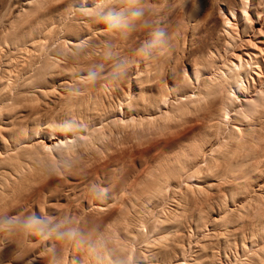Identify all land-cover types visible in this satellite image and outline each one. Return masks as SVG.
I'll return each mask as SVG.
<instances>
[{"label": "rangeland", "instance_id": "1", "mask_svg": "<svg viewBox=\"0 0 264 264\" xmlns=\"http://www.w3.org/2000/svg\"><path fill=\"white\" fill-rule=\"evenodd\" d=\"M48 1L49 0H47L46 5L45 0H0V51L5 50V52L3 53L1 51L2 55L4 53L8 55V53H11V51H13V46L7 42V36L9 35L7 33L12 32L13 29H17L20 34L24 31H29L30 27L33 26V30L31 29L29 33H25L24 42L16 47L15 50L19 48L20 50L23 49L24 51V48H28L27 45L33 44V42H37V44L35 43L36 45L33 44V46H36L34 47L35 49L33 48V51L36 50L37 52L34 51V53L32 51L34 54L31 53L33 56L31 55L32 57L28 59V62L26 60V63L22 58L20 59V57L11 61H17L19 63V59L20 62L22 60L26 65L25 66L24 64L19 63L23 65V68H27L31 63V65L33 66V70L39 66L46 67L47 70L45 73V81H38V84H34L33 88H28V93L24 94L26 98L21 101L16 107H20L19 109H22L20 110V112L19 110H16L15 113L11 114L10 112H7L5 110L1 111L4 115L1 114L0 116V118L2 119H0V121H3V123L0 122V127L5 128L7 126L5 128L7 130V133L5 132L6 130L0 129L1 131H3L0 132V134L2 133L0 141L2 139L5 140V136L10 133L9 131H11V128L13 126H19L20 121V126L24 127L27 125L25 127L27 135L21 143L19 142L20 145L17 144L19 146L18 148H15V152L13 150H9L8 152L7 150V152L3 154L4 151L1 153L0 150V174H2L3 171L13 172L12 169H14V167L18 168V171L20 172H18V178L14 175V173H11V178L7 176L8 174H4L6 175V177H8L6 178V185H4L3 180L0 179V182L2 183V185H0V264H131L132 262V264H193L191 260H193V256L195 254L202 256H198V258L200 257V259H197L196 261H199L198 264H254V262H256V259L258 258H260L258 259L259 262L257 261L258 264H264V255H262L264 254V239L261 240L262 242L260 241L256 242V244H250L249 241L252 240L246 238L245 236L248 234L247 230L245 229H248L247 227H249V225L251 226L250 222H247L248 219V221H250L249 217L252 213L249 211H251L253 208L258 207L260 213L262 214V216H264V193H262L264 192V161L260 162L263 163L262 165L259 164V167H261V169L258 168L259 170L256 171L257 173H255V180L251 179L252 181L249 180L247 182V184L249 183L251 186L250 189L246 188L243 182H240V184L237 181L238 184L235 185L236 180H234L232 177H225L229 182L226 181V179L219 174L220 172L214 173V171H218L216 165L220 162H216L214 158H212V155L209 153V151L203 152L202 156L201 146L198 145V140L204 137L203 124L199 120H196L195 116L189 111L191 104H193L192 101L197 98L196 94L202 87L200 82L203 78L207 80L209 78L208 81H211L215 78V74L220 70L226 72L228 68H233V66H235L236 64V66H238L239 63V66H244V68L241 70L242 76L240 75V79L241 81H243V84H245L244 81L247 78V83H249L250 89L247 93V96L244 93L241 95L237 93L238 90L236 88L231 89L232 92H234V90L236 92L233 93V97L236 95V100H240L238 102L234 99V106L237 107L241 104H244L243 102H241L243 96L250 99L258 97V95L256 94V90L253 91L251 89V84L253 82V84L256 85L264 81V0H217V2H215L216 0H195L196 2H194V6L192 3L194 0H104V2L103 0H66L67 2L65 0H59L60 2H56V0H54V2L52 1L53 4H51V0L49 2ZM189 2L191 3L189 4ZM42 3L43 7L41 6ZM61 3H63V5H59ZM48 4L51 5V7ZM191 4L193 7L191 6ZM45 5L50 10L48 8L47 10ZM41 7L43 8L44 14L42 13V11V14H39ZM38 8H40V10ZM137 9L142 12V15L139 18H132L129 16L126 20L127 26L111 28L104 22V20H102L103 17L101 18L102 13H107L111 10L117 12L124 11L126 16H128V13ZM44 10L46 12H44ZM85 10H87L88 14H90L91 16L87 15V12ZM35 12H38V18L37 15L34 14ZM84 12L86 15H83L86 17L82 15V13ZM232 12H235L234 15L236 14V16H231ZM245 13H247L246 15L248 16L249 20L246 19V17L244 18ZM31 16L33 19L35 17L37 23L31 18ZM31 21L33 22L32 24ZM39 21L41 22L38 23ZM11 23H13L12 26ZM20 23L24 24V26L23 24L21 25L25 30H22L23 27H21V25L20 28L22 31L19 29L18 26ZM33 24L36 25L34 26ZM13 25L16 26L14 27ZM236 25L239 27H237ZM226 26L229 27L230 30L233 27L234 29L230 31ZM49 29H51V31ZM236 29L238 31L241 30L239 34ZM47 32H49L50 36ZM155 32H162L164 34L162 37V41L149 49L147 46L149 42L153 40V34ZM232 32H234L238 36L236 35V37ZM46 33L49 37L46 35ZM43 39L46 41H44ZM245 39L249 40L246 41ZM42 41L44 47L41 46ZM44 42H46L47 44H45ZM3 43H5L4 45L6 46H4ZM248 43L249 45H251V48L247 46ZM255 49L261 50L256 51ZM227 50H229L230 52ZM64 51L66 53H64ZM71 52L72 54H70ZM12 54L13 53H11L10 55ZM80 54L82 55L79 56ZM224 54L227 57H225ZM254 54L257 56L259 62L257 64V66L259 67L256 68L257 70L253 68L257 66H252L251 69L249 67H245V63H247V61L251 60L250 62H252V60H254V58L252 57V55ZM82 56L85 57L82 58ZM76 57L78 59H76ZM84 58L86 59V61ZM2 59H0V65ZM32 59L33 61H31ZM83 59L85 62L83 61ZM164 59L165 61H163ZM236 59H240L238 60L239 63H237ZM73 60L76 62L78 60L80 61L76 63ZM61 61L63 62V64H61ZM17 62L15 63V65H11L9 68L14 69L16 67L15 69H18L21 65H19ZM64 63L66 64V66ZM159 63H161V66L159 65ZM74 66L78 69H76ZM224 66L227 68V70ZM70 67L73 69H70ZM205 70L206 72H203V75L201 71ZM251 72H254L258 77L253 75ZM197 75H199V77H197ZM248 76L251 77L252 80H249ZM195 78L197 79L196 83ZM58 81L65 82L67 86L62 82V85H59ZM83 82L88 83L83 84ZM70 83L71 86L69 88L68 84ZM54 86L58 87L55 89L53 88ZM52 88L55 91H52ZM41 90H43L44 93ZM62 90L65 91L63 92ZM51 91L52 93L50 94ZM86 91H89V93H86ZM48 92V95L50 97L46 94ZM68 92H72V94H69ZM31 94L33 96H30ZM43 94H45V97L43 96ZM68 94L71 97H80L82 94H84L83 96L87 95L88 98L95 101L97 110L90 112V114L94 116V118H89L93 119V121L91 120V123L83 126L79 125L80 128H75L73 126L74 128L71 129L70 126L72 125L69 124V117L71 115H69V113H67V109H65V107L67 106L65 100L67 101V99H69L68 96L66 97V95ZM27 95L30 97H28ZM34 96L38 97L35 98ZM62 97L64 99H62ZM40 98L42 99L40 100ZM167 98L170 99L167 100ZM181 98L185 100H182ZM35 101L38 102L37 104L39 107H37L35 104H32ZM63 102H65L64 104L66 106L63 105ZM24 103L28 105L32 104L31 106L27 105V108H30L32 106L33 107L31 109L35 107L38 108L37 110L35 109V114L34 112L32 114V110L29 109V113L31 114L28 115V117L26 115L28 114V109H26ZM4 104H6V102ZM60 105L65 106L62 110V113L64 115L60 114V108H63V106L60 107ZM103 105L107 110L104 109ZM157 105L161 106L162 109H160V107H158ZM157 109L163 111L158 112ZM186 111L188 112V114ZM176 112L180 114L177 115ZM174 113H176V115ZM230 113L231 112H229L228 115L231 118V121L229 120L230 123H226L227 117L225 119L223 118L224 124H222V132L223 136L225 137H232L231 128L233 124L237 127L236 129L239 128V130H243V128L246 129V126H250L246 122H243L244 124L242 122H239L238 124V122H236L238 115L234 111L231 114ZM5 114L7 115L5 116ZM21 114L24 116H22ZM8 115L9 117L7 118ZM170 117L171 119L166 120V118ZM172 118H174V121L172 120ZM60 119L62 121H60ZM8 120L10 121L8 122ZM158 120H160L161 122ZM45 122L48 126L45 124ZM262 124H264V118L260 119L259 124L256 123L255 125H252L255 127V131H262V133H260L263 135L264 125ZM225 125L228 127H226ZM97 126H99V128ZM42 127L45 128L43 129ZM227 128L229 129L227 130ZM78 129L81 130L78 131ZM101 130H104V133H101ZM94 131H96V134H98V136L96 135L97 139L95 141L91 138L93 134H95ZM50 134H55L54 137L52 136V138H56L54 140H51L49 137ZM79 135L87 136L86 149L89 148L88 150H86L84 147L83 151L81 150V147H75V145L68 148L67 150L63 148L60 150H56L55 148H53L50 151L46 150V152L44 151L45 149L41 150L44 144L50 145V142L52 141L57 142L60 137L62 138V136H67L69 137V139L78 140L79 138L77 139V137ZM236 136L238 137V134L235 135V137ZM235 137L232 139L235 141L236 145V143L238 142V138L235 139ZM89 139L91 143L88 142ZM97 140H100V143ZM5 141L3 143H5ZM37 141L39 142L38 144L36 143ZM41 142L44 143H42V147ZM77 148L78 150H80V153H78L79 151L76 150ZM74 149L79 155L74 151L73 152L76 155L72 153L71 150ZM186 149H190L193 152L192 159L197 162L196 166L194 168L185 169L186 173L183 175L184 179L183 176L179 178L171 177L170 183L171 186L175 188V190L177 188L176 192L174 188L170 186L171 188H169V191L168 189H165L166 191H164L161 199H159L158 202L151 207L152 209L150 208L149 212H145V214L144 212L143 214L141 213L143 215V217H141L143 223L142 225H139L138 223L137 224L142 227L141 229L139 227L136 228L140 230H142L143 228L144 232L140 230L137 231V229L136 232H131L133 233V240L135 237V242H133L131 236H127L124 234H128L129 232L127 233V231L124 230L123 227L118 231L113 232L112 228L109 225L118 217V209L120 208V204H118L119 201L121 199L126 200L134 198L132 190L135 189L148 177L149 171L151 169L155 167L157 168L160 166V164L162 165L163 163H166L167 160L175 153H184ZM12 152L15 153L14 156L12 154L10 155V153ZM259 152L260 151H258L256 155H253L252 158L254 159L256 156H262V153L260 154ZM203 162L204 165H202ZM214 163H217L215 165L216 167L214 166ZM22 164H24L25 166H22ZM221 166L222 163L219 164L218 167L223 170ZM21 170H23V173L21 172ZM178 170L176 169L174 171L178 172ZM204 171H207L205 175ZM261 177H263V180H261ZM180 180L183 181L181 182ZM218 180L219 182L225 180L224 182L231 183L228 185H232V187L226 186V183H224V185L226 184L225 186H220L222 183H220L219 185ZM231 180H233L235 184H233ZM253 180L256 182L258 181L259 184H257L258 182L255 183ZM184 181L186 184L188 183V185H186ZM208 184H212L210 188ZM252 184L254 187L252 186ZM182 185L184 188L181 187ZM185 186H187L188 188L192 186L193 188H195V192H197L196 188L199 189V187L201 186L200 188L202 190H199L203 192V194L200 193L201 195H203V199L200 194H197L198 197L200 195L198 199L194 190L192 191L191 188V190L188 191V188ZM257 187L258 190L260 188L259 191L257 190ZM218 189H220V191ZM199 190L198 192H200ZM184 191L186 192V194H188L189 192L188 198L186 197L187 195L184 196L186 200H199L201 203H203V205L199 201L198 202L200 203V205L197 201L192 202L193 204L190 203V206L192 205V209L196 206V210H192L194 211V216L192 218L193 220L186 219L187 221H185H190L191 223H188L191 224L190 226H192L193 224V227H199L196 232L194 231L195 227L193 228L192 236L190 235V238L188 237L189 229L188 226H186L187 224L185 225V221H183L184 219L182 221H179L180 223H184H178L179 226H176V224L174 223L175 221L172 222L173 220L178 219H176V214L174 212L173 213L175 215L172 213L174 209L177 210V213L178 211L182 212V210H185V213L188 212V209H186L184 203L179 202L178 199L180 197L179 194H181V196L185 195L183 194L185 193ZM190 191L192 193H190ZM217 191H219L220 193L223 192L224 195H222V193L221 195H219L220 193L218 192V194ZM165 193L169 195L167 196ZM209 193L213 194L210 195ZM216 193L219 195V198H216L218 197ZM191 194L193 197L195 195L196 199L195 197L194 199L190 197ZM250 194H252L251 198L249 197ZM174 195L178 196L175 197ZM208 195H210V197ZM212 195L214 198L212 197ZM259 195H263V198H260ZM221 196L227 197L228 201L225 197H223L222 199ZM211 197L212 200H209V198ZM258 197L260 198L258 199L259 201L257 200ZM175 198L179 202L178 205V202ZM224 198L227 201H225L227 205L225 203H222L224 202ZM201 199L203 201H201ZM206 199L209 201L207 202ZM213 199L215 200L214 203ZM216 199L219 200L217 201ZM252 199L255 200L250 201ZM175 200L176 203L174 202ZM238 200H241L244 204H247L248 207V204H250L249 202H252V204H256L259 206L255 205L254 207V205L250 204V208L246 206V212L245 210H243L245 205L240 202L241 204L239 203L237 206L240 207L242 204L244 205L243 209L241 208V210L245 211V213H243L244 215H242V211H240L239 208H237L236 210L238 212L232 209L233 206L235 207V204H237L236 202H238ZM210 202L212 204H210ZM215 202L217 203V206H215ZM205 203L208 207L205 205ZM174 204L175 206H177L174 207ZM178 206L180 207L179 209H182L181 207L183 206V209L179 210ZM212 206L214 207V210L212 209ZM218 206H221L222 209L224 207H226L225 209L228 208L227 211L232 209L229 211L230 214H225L227 216V219L226 216L225 220H223V218V221L220 219L221 222H223L222 226L220 221H214V217H216V219L218 218L217 214L219 213H217L216 210ZM221 207L219 208V212L221 211ZM158 208H160L162 211ZM164 209H166V211ZM198 209H200V211ZM208 209L212 210L207 211ZM154 211L157 212V214ZM196 211L199 213H197ZM212 211H214L215 214H213L214 212L212 213ZM231 211L233 214L231 213ZM171 213L175 217V219L172 215H170ZM196 213L199 215H196ZM236 213L241 214L242 217H238ZM141 214L138 213V215L142 216ZM138 215L136 214V216L133 215L132 217L137 219ZM152 215H155L156 217L153 216L152 218ZM169 215L173 217L172 221H170L172 218H169L170 220L167 219ZM208 215L211 221L213 219L214 220L210 222L212 225L208 223L209 225L207 224V227L204 228V221H210L208 219ZM244 216L248 218H244ZM162 217L167 218L166 220H164V218L162 219ZM203 218H206V220H203ZM231 218H234L235 221ZM237 218H240V220H238ZM242 218L244 219L245 223ZM158 219L160 222L158 221ZM161 219L163 222L161 221ZM191 220L193 221V223ZM33 221L41 222L43 225H46L43 233L38 231L41 224H33L32 227H28L29 223ZM161 222L167 223L170 226L172 225L171 223L175 224V227H173L171 230H173L174 233L176 232L178 236H181V233L183 234V237L185 239L183 241L185 253L183 252V254L185 256L183 255V258H180V260L179 256L181 257L182 254L177 253V249L175 248L176 241H173L175 240V238H172L176 237L177 239V236H174L176 235V233L174 234L173 231L170 232L173 234V236L170 240L169 234V236H167L169 237V239H167L165 235L166 231L163 228L161 229V227L163 226ZM156 223H158V225L160 226L157 227L158 225ZM232 223H237L238 225L236 224L234 226L232 225ZM241 224L242 227L244 226V228L240 227ZM57 226L59 227L57 228ZM185 227H187L188 230H185ZM157 228H160L161 230L159 229L158 231H156ZM52 229H57V231L59 232H68L71 230L74 231L76 235L74 238H58L56 233L51 231ZM214 229H216V231ZM236 229H244V231H240L239 233V230L237 231ZM209 230L214 232L212 233ZM234 230L236 231L234 232ZM139 232L141 234H139ZM242 233L245 235L243 236ZM234 234H236V239L234 238ZM162 235H165L163 237H165L167 240L165 238H162ZM118 236L120 237V239H118ZM114 237H117L118 240H122V243L123 241L126 243L128 241L129 246L128 244L124 243L123 245H126V247H128L126 248L127 250H130L131 252L133 251L132 254H130V258H128L129 256H127V258L125 256V254L129 253L126 252L127 250H123V253H121V250H119L120 245L118 244V242H116V245H119V249L116 248L117 246L115 244H112L114 243ZM159 237L165 240L163 243L162 239H160V247L155 244L158 242L157 240H159ZM152 240H154V243H152ZM166 241H170V243H167ZM172 241L174 243V246L172 245L173 247L170 246ZM130 242L133 249L130 248ZM148 242H150L151 244L148 245ZM244 242L246 243V245L244 244ZM122 243L120 244L122 245ZM186 243H189L190 247ZM123 245L121 247H123ZM199 245H202L203 247H205V249L202 246L200 247L201 250L197 249L199 248ZM243 245L246 246V249ZM257 245L258 250L256 249ZM170 249H173L171 251L173 253V256H171L172 254L170 252ZM241 249L244 250L241 251ZM162 251L165 252L163 253ZM173 251L178 254V257H175L176 254ZM196 251H200L203 253L201 255V253H197ZM154 252L157 255L156 258ZM120 253L122 255H120ZM153 253L154 256H152ZM168 253L170 254V256H168ZM106 255L109 257V259L104 258L106 257ZM148 255L153 259H150ZM190 255L192 258L191 260H189ZM138 256H140V258H137ZM170 257L172 259H170ZM145 258L146 263L143 260ZM173 258L175 260H173ZM129 259L131 260L129 261ZM246 259H248L249 261H246ZM136 260L140 261L138 262Z\"/></svg>", "mask_w": 264, "mask_h": 264}, {"label": "bare ground", "instance_id": "2", "mask_svg": "<svg viewBox=\"0 0 264 264\" xmlns=\"http://www.w3.org/2000/svg\"><path fill=\"white\" fill-rule=\"evenodd\" d=\"M50 1V0H49ZM48 1V2H49ZM54 2V0H51V2ZM59 0H56V2H58ZM61 1V0H60ZM59 1V2H60ZM66 1V0H65ZM118 1V0H117ZM191 1V0H190ZM193 1V0H192ZM197 1V0H196ZM195 0L192 2L193 3V6H194V2H196ZM227 1V0H226ZM45 2H46V5H47V0H45ZM45 2H44V4H45ZM53 2L51 3V4H53ZM55 2V3H56ZM67 2V1H66ZM66 2H64V3H66ZM103 2H104V0H103ZM215 2H217V0L215 1ZM264 2V1H263ZM262 2V3H263ZM34 3V2H33ZM191 2H189V4H190ZM31 4V3H30ZM94 4H96V3H94ZM114 4V3H113ZM117 4V3H116ZM211 4H212V1H211ZM250 4V3H249ZM45 5V6H46ZM49 5V4H48ZM59 5H63V3H61V4H59ZM28 6H29V4H28ZM41 6L43 7V3L41 4ZM50 7H51V5H49ZM191 6H192V4H191ZM191 6H190V8H191ZM192 6V7H193ZM200 6V5H199ZM246 6H248V5H246ZM245 6V7H246ZM261 6V5H260ZM40 7V6H39ZM41 7V10H40V8H38L39 10H37V11H39L40 13L39 14H42L43 13V8ZM48 7L46 6V9H47ZM57 8V7H56ZM128 8V7H127ZM185 8V7H184ZM246 8H248V7H246ZM45 9V8H44ZM49 9V8H48ZM47 9V10H48ZM53 9V8H52ZM55 9V8H54ZM249 9V8H248ZM50 10V9H49ZM81 10V9H80ZM82 10H84V9H82ZM89 10V9H88ZM187 10V9H186ZM193 10V9H192ZM22 11V10H21ZM41 11H42V13H41ZM54 11V10H53ZM86 12H87V10H85ZM111 11H113V10H111ZM24 12V11H23ZM44 12H46L45 10H44ZM83 12V11H82ZM100 12V11H99ZM242 12V11H241ZM244 12V11H243ZM28 13V12H27ZM189 13V12H188ZM208 13V12H207ZM234 13L235 12H232V15L231 16H236V14L234 15ZM259 13V12H258ZM32 14V13H31ZM34 14H36L37 15V18H38V12L36 13H34ZM44 14V13H43ZM89 15V16H91L90 14H88V12L85 14V12L84 13H82V15ZM247 13H245V15H246ZM19 15V14H18ZM18 15H17V18H18ZM33 15V14H32ZM35 15V16H36ZM83 15V16H84ZM244 15V18L246 17V19H248V16L246 15L245 16ZM41 16V15H40ZM84 17H86V16H84ZM88 17V16H87ZM94 17V16H93ZM24 18V17H23ZM26 18V17H25ZM31 18H32V16H31ZM36 18V19H37ZM101 18H102V16H101ZM201 18V17H200ZM243 18V19H244ZM33 19V18H32ZM40 19V18H39ZM199 19V18H198ZM245 19V20H246ZM31 20V19H30ZM36 23H37V21L35 20V17H34V19H33ZM32 20V21H33ZM46 20V19H45ZM102 20H103V18H102ZM249 20V19H248ZM25 21H26V19H25ZM31 21V24L33 23ZM247 21V20H246ZM12 22V21H11ZM20 22V21H19ZM34 22V23H35ZM41 21H39L38 23H40ZM99 22V21H98ZM103 22V21H102ZM235 22H236V20H235ZM227 23H229V22H227ZM232 23V22H231ZM12 24L13 23H11V26H12ZM21 24H23V23H20L19 24V29L21 30V28H20V25ZM26 24V23H25ZM27 24H28V21H27ZM30 24V23H29ZM30 24V25H31ZM50 24V23H49ZM198 24V23H197ZM16 25H18V24H16ZM15 25V26H16ZM29 25V26H30ZM34 25V24H33ZM36 25V24H35ZM34 25V26H35ZM191 25V24H190ZM196 25V24H195ZM234 25V24H233ZM14 26V25H13ZM14 26V27H15ZM23 26H24V24H23ZM22 25H21V27H23ZM29 26H27V27H29ZM32 26V25H31ZM50 26V25H49ZM194 26V25H193ZM225 26V25H224ZM237 26V25H236ZM17 27V28H18ZM195 27V26H194ZM227 27V26H226ZM237 27H239V26H237ZM9 28V27H8ZM25 28H26V26H25ZM33 26L32 27H30V30L32 29L33 30ZM36 28V27H35ZM56 28V27H55ZM227 28H229V27H227ZM231 28H232V26H231ZM11 29V28H10ZM24 29V27L22 28V30ZM188 29V28H187ZM186 29V30H187ZM232 29H234V27L232 28ZM232 29L230 30V28H229V30L230 31H232ZM21 30V31H22ZM25 30V29H24ZM29 30V29H28ZM29 30V31H30ZM50 31H51V29H49ZM29 31H24V32H22V33H20L19 34V32H18V30L16 29V30H14L13 29V31L12 32H10V33H7V30H6V33L7 34H9L8 36H7V42L10 44V45H12L13 46V48H12V50L13 51H11V53H13L12 55H10L11 53H8V55L6 54V53H4L3 55H2V53L3 52H5V50L4 51H2V53H1V51H0V59H2V58H4V59H2L1 60V65H0V67H1V71H0V116H1V114H3L1 111H7V112H10L11 114L12 113H15V111L17 110H19V112H20V110H22V109H19V108H16L17 107V105L21 102V101H23L25 98H26V96L24 95V94H27L28 92V88H33V85L34 84H38V81H45V79H46V77H45V73H46V67H37V68H35L34 70H33V66L31 65V63L28 65V67L27 68H23V65H21V64H19V63H22V64H24L23 63V61L25 62L26 60H27V62H28V59H30L33 55L31 54V53H33L34 51H36V50H34L33 51V48L34 47H36V46H33V44H37V42H33V44H30V45H27L28 46V48L26 49V48H24V51H23V49H16L15 50V48L16 47H18L22 42H24V39H25V33L26 32H28L29 33ZM49 31V32H50ZM53 31H54V29H53ZM60 31V30H59ZM224 31V30H223ZM234 31V30H233ZM236 31L238 32V34H239V32L241 31H238L237 29H236ZM260 31V30H259ZM18 32V33H17ZM49 32H47L48 33V35H49ZM235 32V31H234ZM234 32H232V33H234ZM263 32V31H262ZM5 33V34H6ZM47 33H46V35H47ZM229 33V32H228ZM227 33V34H228ZM236 33V32H235ZM234 33V34H235ZM243 33V32H242ZM261 33V32H260ZM259 33V34H260ZM220 34V33H219ZM47 35V36H48ZM91 35V34H90ZM225 35V34H224ZM230 35H231V33H230ZM237 34H235V36H236ZM4 36V35H3ZM2 36V37H3ZM50 36V35H49ZM48 36V37H49ZM218 36V35H217ZM232 36H234V35H232ZM238 36V35H237ZM236 36V37H237ZM254 36V35H253ZM252 36V37H253ZM47 37V38H48ZM182 38V37H181ZM233 38H235V37H233ZM251 39V38H250ZM1 40V39H0ZM41 40V39H40ZM44 40V39H43ZM193 40V39H192ZM246 40V39H245ZM249 40V39H248ZM248 40H246V41H248ZM39 41V40H38ZM44 41H46V40H44ZM83 41V40H82ZM245 41V42H246ZM250 42V41H249ZM39 43V42H38ZM45 44H47L46 42H44ZM64 43V42H63ZM82 43V42H81ZM86 43V42H85ZM247 43V42H246ZM264 43V42H263ZM5 43H3V45H4ZM35 44V45H36ZM73 44V43H72ZM76 44H78V43H76ZM75 44V45H76ZM2 45V46H3ZM64 45V44H63ZM86 45V44H85ZM184 45V44H183ZM209 45V44H208ZM4 46H6V45H4ZM26 46V47H27ZM41 46L42 47H44V45H43V41L41 42ZM41 46H40V48H41ZM68 46V45H67ZM77 46V45H76ZM79 46V45H78ZM185 46V45H184ZM241 46V45H240ZM247 46H249V48H251V45H249V43L247 44ZM22 47H24V46H22ZM85 47H87V46H85ZM96 47V46H95ZM1 48V47H0ZM67 48V47H66ZM72 48V47H71ZM223 48H225V47H223ZM230 48V47H229ZM241 48H243V47H241ZM241 48H240V50H241ZM256 48V47H255ZM259 48V47H258ZM5 49V48H4ZM9 49V48H8ZM8 49H6V50H8ZM35 49V48H34ZM81 49V48H80ZM79 49V50H80ZM88 49V48H87ZM87 49H86V51H87ZM37 50H39V49H37ZM42 50H44V49H42ZM256 51H259V50H261V49H255ZM33 51V52H32ZM81 51V50H80ZM167 51V50H166ZM166 51H164V52H166ZM224 51V50H223ZM226 51V50H225ZM227 51H229V50H227ZM37 52V51H36ZM44 52V51H43ZM82 52V51H81ZM90 52H92V51H90ZM163 52V53H164ZM211 52V51H210ZM209 52V53H210ZM230 52V51H229ZM35 53V52H34ZM33 53V54H34ZM41 53H42V51H41ZM64 53H66L65 51H64ZM74 53V52H73ZM77 53H78V51H77ZM215 53V52H214ZM223 53V52H222ZM261 53V52H260ZM69 54V53H68ZM70 54H72V52L70 53ZM166 54V53H165ZM264 54V53H263ZM2 55V56H1ZM5 55V56H4ZM32 55V56H31ZM64 55V54H63ZM75 55V54H74ZM73 55V56H74ZM82 54H80L79 56H81ZM87 55V54H86ZM85 55V56H86ZM164 55V54H163ZM225 55V54H224ZM246 55V54H245ZM36 56V55H35ZM85 56H82V58L83 57H85ZM161 56V55H160ZM217 56V55H216ZM233 56V55H232ZM232 56H231V58H232ZM2 57V58H1ZM20 57V59L22 58L23 59V61L21 60V62H20V60L18 59V61H19V65H21L22 66V68H21V66L18 68V69H13V68H9L11 65H15V63L14 62H12L11 60H14V59H16V58H19ZM24 57H25V60H24ZM37 57V56H36ZM39 57V56H38ZM78 57V56H77ZM76 57V59H78ZM166 57H168V56H166ZM225 57H227L226 55H225ZM230 57V56H229ZM228 57V58H229ZM239 57V56H238ZM238 57H236V58H238ZM252 57L254 58V60H252V62H250V61H247V63H245L246 65H245V67H249L250 69L252 68V66H257V64L259 63L258 62V59H257V56L254 54V55H252ZM260 57H261V54H260ZM35 58V57H34ZM33 58V59H34ZM61 58V57H60ZM74 58V57H73ZM213 58V57H212ZM219 58V57H218ZM33 59L31 60V61H33ZM62 59V58H61ZM75 59V60H76ZM85 59V58H84ZM84 59H83V61H84ZM230 59V58H229ZM64 60V59H63ZM80 60H82V59H80ZM80 60H78L77 62H79ZM195 60V59H194ZM193 60V61H194ZM221 60V59H220ZM226 60V59H225ZM237 60V63H239V61L238 60H240V59H236ZM36 61V60H35ZM74 61V60H73ZM82 61V62H83ZM85 61H86V59H85ZM84 61V62H85ZM163 61H165V59L163 60ZM192 61V62H193ZM245 61V60H244ZM62 62V61H61ZM65 62V61H64ZM74 62H76V61H74ZM76 62V63H77ZM82 62H80V63H82ZM162 62V61H161ZM223 62H224V60H223ZM229 62V61H228ZM26 63V62H25ZM264 63V62H263ZM61 64H63V62L61 63ZM65 64V63H64ZM161 63H159V65H160ZM231 64H233V63H231ZM240 64V63H239ZM239 64H238V66H233V68H228V70H227V68H226V72H224V71H222V70H220L218 73H216V72H214V73H216L215 75V78L213 79V80H211V81H208L209 80V78H208V80L207 79H205V78H203L202 80H201V82H200V84H201V88L198 90V92H197V94H196V96H197V98L195 99V100H193L192 102H193V104H191V107L190 106H188V107H190V109H189V111H190V113H192L194 116H195V118H196V120H199L200 122H202V124H203V128H204V137L202 138V139H200V140H198V145L199 146H201V151H202V156H203V152H205V151H209V153L212 155V158H214V160L217 162V161H219L220 163L219 164H221L222 163V166H221V168H223V170L222 169H220V167H218L219 166V164H215L214 163V166L216 165L217 166V170L218 171H214V173L215 172H220L219 174L221 175V176H223L224 178L225 177H232L234 180H236V184H235V182L233 181V180H231V182L233 183V184H235V185H237L238 184V182L240 183V182H243V184H245V187L246 188H249L250 189V184L248 183L247 184V182L249 181V180H251V179H254L255 178V173H257L256 171L257 170H259L258 168H260L261 169V167H259V164H263V163H260L261 161H264L263 159H264V137H263V135H264V132H263V135L261 134L262 133V131H255V127L252 125V124H259V121H260V119H263L264 118V81L262 82V83H258V84H253V82H252V90L254 91V90H256V94L258 95V97L256 98H254V99H250V98H246L245 96H243V98H242V100H241V102H243L244 104H241V105H239V106H234V99L236 100L237 99V97H236V95L234 96V97H236V98H234L233 97V93H236L235 92V90H234V92H232V90L231 89H237L238 90V92L237 93H239L240 95L241 94H246V96L248 95L247 93L249 92V89H250V86H249V83H247V78H246V80L244 81L245 82V84H243V81H241V77H240V75H241V70L244 68V66H242V65H240L239 66ZM252 64V65H251ZM25 65V64H24ZM79 65V64H78ZM85 65V64H84ZM222 65V64H221ZM229 65V64H228ZM26 66V65H25ZM54 66V65H53ZM65 66H66V64H65ZM69 66V65H68ZM76 66V65H75ZM74 66V67H75ZM161 66V65H160ZM194 66V65H193ZM231 66V67H232ZM57 67V66H56ZM213 67V66H212ZM60 68V67H59ZM76 68V67H75ZM161 68V67H160ZM159 68V69H160ZM224 68V69H225ZM248 68V69H249ZM253 68H259L258 66L257 67H253ZM70 69H73V68H71L70 67ZM76 69H78V68H76ZM83 69V68H82ZM194 69V68H193ZM192 69V70H193ZM212 69V68H211ZM247 69V68H246ZM68 70V69H67ZM208 70V69H207ZM209 70H210V68H209ZM213 70V69H212ZM257 70V69H256ZM259 70V69H258ZM214 71V70H213ZM244 71H245V69H244ZM251 71H253V70H251ZM202 73L203 72H206V70L205 71H201ZM208 72V71H207ZM243 72V71H242ZM259 72V71H258ZM257 72V73H258ZM67 73V72H66ZM163 73V72H162ZM175 73V72H174ZM253 75H255V76H257L254 72H251ZM69 74V73H68ZM186 74V73H185ZM196 74H197V72H196ZM199 74H200V71H199ZM87 75V74H86ZM163 75V74H162ZM194 75V74H193ZM203 75H204V73H203ZM214 75V74H213ZM262 75V74H261ZM90 76H92V75H90ZM242 76V75H241ZM251 76V75H250ZM194 77H196V76H194ZM197 77H199V75H197ZM210 77V76H209ZM258 77V76H257ZM263 77V76H262ZM33 78H35V79H33ZM87 78V77H86ZM86 78H84V79H86ZM211 78H213V77H211ZM256 78V77H255ZM32 79V80H31ZM76 79V78H75ZM196 79V78H195ZM248 79L249 80H252L251 79V77H249L248 76ZM78 80V79H77ZM80 80V79H79ZM82 80V79H81ZM189 80V79H188ZM257 80H258V78H257ZM64 81V80H63ZM195 81V80H194ZM59 82V81H58ZM57 82V83H58ZM62 82V81H61ZM59 82V85H62V83H65V82ZM67 82V81H66ZM70 82V81H69ZM82 82V81H81ZM80 82V83H81ZM160 82V81H159ZM197 82V79H196V81H195V83ZM260 82V81H259ZM61 83V84H60ZM85 82H83V84H84ZM88 83V82H87ZM87 83H85V84H87ZM194 83V82H193ZM192 83V84H193ZM66 84V83H65ZM248 84V85H247ZM58 85V84H57ZM73 85V84H72ZM66 86H67V84H66ZM70 86H71V83L70 84H68V87L70 88ZM82 86V85H81ZM158 86V85H157ZM34 87H36V86H34ZM58 87V86H57ZM56 86H54L53 88H57ZM64 87V86H63ZM192 87V86H191ZM195 87H197V86H195ZM52 88V89H53ZM68 88V89H69ZM51 89V90H52ZM88 89V88H87ZM86 89V90H87ZM90 89V88H89ZM50 90V89H49ZM60 90V89H59ZM65 90H67V89H65ZM64 90V91H65ZM231 90V91H230ZM42 92H43V90H41ZM44 91H45V89H44ZM46 91H47V89H46ZM52 91H55L54 89L52 90ZM52 91L50 92V94L52 93ZM63 91V90H62ZM61 91V92H62ZM63 91V92H64ZM85 91V90H84ZM194 91H195V89H194ZM89 93V91H86V93ZM99 92V91H98ZM11 93H13V94H11ZM39 93H40V90H39ZM44 93V92H43ZM69 93V92H68ZM71 94H72V92H70ZM69 93V94H70ZM85 93V92H84ZM195 93V92H194ZM251 93V92H250ZM254 93V92H253ZM47 95L49 94V92L48 93H46ZM64 94V93H63ZM69 94L68 95H66V97L68 96V98L69 99H67V101L65 100V102H66V105L64 104L65 102H63V105H65V106H63V105H60V107H62L63 106V108H60L61 110H60V114L62 115L63 113H62V110L64 109V107H65V109H67V113H69V115H71L69 118H70V122H69V124H71L72 126H70L71 127V129H73L74 127L75 128H80L79 127V125L80 126H83V125H87L88 123H91V120L93 121V119H89L90 117H93L94 118V116L92 115V114H90V112L91 111H96L97 110V107L95 106V101L93 100V99H90V98H88V96L86 95V96H83L84 94H80L79 96L80 97H76V96H74V97H71V96H69ZM252 94V93H251ZM1 95H3V96H1ZM45 94H43V96H44ZM58 95V94H57ZM78 95V94H77ZM130 95V94H129ZM188 95V94H187ZM28 96V95H27ZM30 96H33L32 94L30 95ZM30 96H28V97H30ZM41 96V95H40ZM49 96V95H48ZM238 96V95H237ZM35 97V96H34ZM36 97H38V96H36ZM35 97V98H36ZM45 97V96H44ZM50 97V96H49ZM65 97V96H64ZM185 97V96H184ZM191 97H192V95H191ZM33 98V97H32ZM34 98V99H35ZM239 98V97H238ZM42 98H40V100H41ZM60 99V98H59ZM62 99H64L63 97H62ZM66 99V98H65ZM170 99V98H169ZM168 98H167V100H169ZM179 99V98H178ZM182 99V98H181ZM240 99V98H239ZM29 100V99H28ZM163 100V99H162ZM161 100V101H162ZM166 100V101H167ZM182 100H185V99H182ZM38 101V100H37ZM37 101H35L34 103H32V104H35L37 107H39L38 106V102ZM102 101V100H101ZM236 101H238V100H236ZM240 101V100H239ZM238 101V102H239ZM6 102V104H4ZM112 102V101H111ZM172 102H173V99H172ZM29 103V102H28ZM174 103H175V101H174ZM178 103V102H177ZM25 104V103H24ZM32 104H30V105H28V104H25V106H26V109H28V114H26L27 116L28 115H30L31 113L33 114V112H34V114H35V111L38 109V108H36L35 107V105H34V107L35 108H33L34 109V111H33V109H31L32 107H28L27 108V105L28 106H31ZM114 104V103H113ZM161 104V103H160ZM163 104V103H162ZM165 104V103H164ZM166 104H167V102H166ZM22 105V104H21ZM40 105V104H39ZM176 105V104H175ZM158 106V105H157ZM22 107V106H21ZM56 107V106H55ZM103 107H104V105H103ZM158 107H160V109H162V107L161 106H158ZM167 107V106H166ZM119 108V107H118ZM25 109V108H24ZM32 110V112L31 113H29L30 112V110ZM36 109V110H35ZM40 109V108H39ZM104 109H106L105 107H104ZM120 109V108H119ZM55 110V109H54ZM58 110V109H57ZM107 110V109H106ZM165 110H167V109H165ZM27 111V110H26ZM65 111V110H64ZM63 111V112H64ZM157 111L159 112V111H163V110H158L157 109ZM183 111H185V110H183ZM183 111H182V113H183ZM235 112L237 115H238V118L236 119V122H238V124H239V122L241 123H243V122H246L248 125H250V126H246V129L245 128H243V130L242 129H240L239 130V128L238 129H236L237 127L236 126H234V124H233V126H232V128H231V134H232V137L230 136V137H225V136H223V125L222 124H224L223 122V120L227 117V119H226V123H230V117L228 116L229 115V112ZM7 112H5V113H7ZM104 112H106V111H104ZM187 112V111H186ZM18 113V112H17ZM67 113H65V114H67ZM177 113V112H176ZM176 113H174L175 115H176ZM185 113V112H184ZM230 113V114H231ZM9 114V113H8ZM10 114V115H11ZM36 114H37V112H36ZM180 113H177V115H179ZM187 114H188V112H187ZM4 115V114H3ZM7 114H5V116H6ZM22 115V114H21ZM57 115V114H56ZM64 115V114H63ZM101 115V114H100ZM157 115V114H156ZM174 115V116H175ZM237 115H235V116H237ZM22 116H24V115H22ZM146 116V115H145ZM159 116H160V114H159ZM190 116V115H189ZM9 117V115L7 116V118ZM29 117V116H28ZM56 117V116H55ZM57 117H59V116H57ZM61 117H63V116H61ZM65 117V116H64ZM144 117V116H143ZM11 118V117H10ZM9 118V119H10ZM38 118V117H37ZM130 118V117H129ZM133 118H134V116H133ZM224 118V119H223ZM1 119V118H0ZM12 119V118H11ZM18 119V118H17ZM118 119V118H117ZM125 119V118H124ZM149 119H151V118H149ZM157 119H159V118H157ZM168 119H171V117L170 118H166V120H168ZM174 118H172V120H173ZM176 119V118H175ZM2 120V119H1ZM14 120V119H13ZM13 120H11V121H13ZM24 120V119H23ZM22 120V121H23ZM29 120V119H28ZM172 120H169V121H172ZM230 120V121H229ZM7 121V120H6ZM10 120H8V122H9ZM26 121V120H25ZM53 121V120H52ZM60 121H62L61 119H60ZM158 121H160V120H158ZM174 121V120H173ZM262 121V120H261ZM0 122H2L3 123V121H0ZM7 122V123H8ZM19 122V121H18ZM24 122V121H23ZM27 122V121H26ZM50 122V121H49ZM122 122V121H121ZM143 122H145V121H143ZM151 122V121H150ZM161 122V121H160ZM11 123V122H10ZM25 123V122H24ZM42 123V122H41ZM104 123V122H103ZM128 123V122H127ZM147 123V122H146ZM245 123V124H246ZM252 123V124H251ZM1 124V123H0ZM5 124H6V122H5ZM26 124V123H25ZM45 124L47 125V123L45 122ZM60 124V123H59ZM157 124V123H156ZM155 124V125H156ZM244 124V123H243ZM261 124V123H260ZM8 125V124H7ZM20 125H21V121H20ZM13 126L12 128H11V131H9L8 133V135L7 136H5V140H1L2 141V143L5 141V143H1V141H0V150H1V153L3 152V154H5L6 152H7V150H8V152H9V150H13L14 152H15V148H18V146L20 145L19 144V142L21 143L22 142V140H24L25 139V137H26V135H27V132L25 131V127L27 126ZM62 125V124H61ZM101 125V124H100ZM118 125V124H117ZM136 125V124H135ZM237 125V124H236ZM262 125H264V124H262ZM3 126H4V124H3ZM48 126V125H47ZM74 126V127H73ZM77 126V127H76ZM122 126V125H121ZM134 126V125H133ZM132 126V127H133ZM159 126V125H158ZM226 126V125H225ZM230 126H231V124H230ZM241 126H242V124H241ZM7 127V126H6ZM5 127V128H6ZM98 128H99V126H97ZM96 127V128H97ZM124 127V126H123ZM127 127V126H126ZM136 127V126H135ZM226 127H228V126H226ZM243 127H245V126H243ZM5 128H1L0 127V129H4V130H6ZM43 128V127H42ZM45 128V127H44ZM43 128V129H44ZM110 128V127H109ZM112 128V127H111ZM264 128V127H263ZM46 129H48V128H46ZM117 129V128H116ZM124 129V128H123ZM229 128H227V130H228ZM9 130V129H8ZM50 130V129H49ZM79 130H81V129H78V131ZM235 130H237V131H235ZM242 130V131H241ZM258 130V129H257ZM260 130V129H259ZM102 131V130H101ZM104 131V130H103ZM101 132V133H104V132ZM112 131V130H111ZM118 131V130H117ZM0 132H3V131H1L0 130ZM6 133H7V130L5 131ZM5 132H4V134H5ZM95 132V134H93ZM92 134H93V136L91 137L94 141L97 139V137H96V135L98 136V134H96V131H94ZM107 132V131H106ZM109 132H110V129H109ZM38 133V132H37ZM39 133H40V131H39ZM2 134V133H1ZM1 134H0V137H2L1 136ZM75 134V133H74ZM86 134H87V131H86ZM110 134V133H109ZM238 134V137L236 136L235 137V135H237ZM55 135V134H54ZM54 135H52V134H50V139L51 140H54L55 138H52V136L54 137ZM101 135V134H100ZM99 135V136H100ZM37 136H38V134H37ZM74 136V135H73ZM103 136V135H102ZM3 137H4V135H3ZM101 137V136H100ZM107 137V136H106ZM235 137V139H237L238 140V142L236 143V145H235V141L232 139V138H234ZM47 138H48V136H47ZM46 138V139H47ZM73 138V137H72ZM76 138V137H75ZM79 138V139H78ZM87 136L86 135H79L78 137H77V139L78 140H75V139H69V137H67V136H62V138L60 137L59 139H58V143L57 142H55V141H52V142H50L49 140V142L51 143L50 145H46V144H44L43 142H41V147H42V143L44 144L43 145V149L41 148V150H44L45 152H46V150L48 151H50L51 149H53V148H55L56 150H60V149H68V148H70V147H72V146H74L75 145V147H77V146H79V147H81V150H83L84 151V147H85V149L87 148ZM90 138V139H91ZM40 139V138H39ZM90 139H89V141L88 142H90ZM100 139V138H99ZM45 140V139H44ZM92 140V141H93ZM101 140V139H100ZM99 140V141H100ZM32 141V140H31ZM47 141V140H46ZM93 141V142H94ZM98 141V140H97ZM98 141V142H99ZM92 142V143H93ZM97 142V143H98ZM25 143V142H24ZM30 143V142H29ZM37 144L39 143L38 141L36 142ZM91 143V142H90ZM100 143V142H99ZM17 144H19V145H17ZM34 144V143H33ZM89 144V143H88ZM16 145H17V147H16ZM94 145H95V143H94ZM93 145V146H94ZM97 145V144H96ZM30 146H32V145H30ZM89 146V145H88ZM92 146V145H91ZM21 147V146H20ZM78 147V148H79ZM83 147V148H82ZM97 147V146H96ZM39 148V149H40ZM78 148L76 149L77 151H79L78 153H80V150H78ZM91 148V147H90ZM34 149V148H33ZM32 149V150H33ZM54 149V150H55ZM80 149V148H79ZM89 149V148H88ZM88 149H86V150H88ZM55 150V151H56ZM262 150V151H261ZM53 151V150H52ZM72 151V153H74V152H76L75 151V149L74 150H71ZM74 151V152H73ZM82 151V152H83ZM258 151H260L259 153L261 154L262 153V156H256L254 159L252 158V156L253 155H256V153L258 152ZM14 152H12V153H10V155L12 154L13 156L15 155V153ZM28 152V151H27ZM40 152H42V151H40ZM45 152H43V153H45ZM67 152V151H66ZM87 152V151H86ZM14 153V154H13ZM48 153V152H47ZM70 153V152H69ZM77 152H76V154H78ZM208 153V154H209ZM2 154V155H3ZM8 154V153H7ZM75 154V153H74ZM75 154V155H76ZM45 155V154H44ZM47 155V154H46ZM79 155V154H78ZM207 155V154H206ZM206 155H204V156H206ZM7 156V155H6ZM5 156V157H6ZM12 156V157H13ZM192 156H193V152L190 150V149H186V151L184 152V153H175L172 157H170L168 160H167V162L166 163H163L162 165L160 164V166L159 167H155V168H153V169H151L150 171H149V174H148V177L143 181V182H141L135 189H133L132 191H133V195H134V198H132V199H126V200H124V199H121L120 201H119V203L118 204H120V208L118 209V217L116 218V220H114V221H112L111 222V224L109 225L111 228H112V230H113V232L115 231H118L120 228H124V230H126L127 231V233L128 234H126V233H124L125 235H127V236H131V239H132V235H133V233H131V232H136V229H137V231H139L140 229H141V227L139 226V225H142V223H143V220H141V217H143V212H144V214H145V212H149V210H150V208L155 204V203H157L158 202V200L159 199H161V196L163 195V193H164V191H166L167 189H168V191H169V188H171V187H173V186H171V183H170V178L171 177H182L186 172H185V169H187V168H194L195 166H196V161H194L193 159H192ZM0 157H1V154H0ZM8 157V156H7ZM10 157V156H9ZM36 157H38V156H36ZM49 158V157H48ZM51 158V157H50ZM205 158V157H204ZM203 158V159H204ZM11 159V158H10ZM214 160H213V162H214ZM50 161V160H49ZM166 161V160H165ZM164 161V162H165ZM197 161H199V160H197ZM169 162V163H168ZM199 163V162H198ZM15 165H17V164H15ZM24 164H22V166H23ZM200 165V164H199ZM202 165H204V162L202 163ZM264 165V164H263ZM25 166V165H24ZM215 166V167H216ZM205 167V166H204ZM209 167V166H208ZM22 168H24V167H22ZM211 168H212V166H211ZM214 168V167H213ZM263 168V167H262ZM21 169V168H20ZM19 169V170H20ZM178 170V172H176V171H174V170ZM204 169V168H203ZM215 170H216V168H215ZM263 170V169H262ZM12 171L13 172H6V171H3V173H2V171H1V173L2 174H0L1 176H0V179L1 180H3V182H4V185H6L5 183H7V181H6V178H8V177H10V175H12L11 173H14V175L18 178V176H19V171H18V168H16V167H14V169H12ZM212 171V170H211ZM222 171V172H221ZM5 172V173H4ZM19 172V173H18ZM21 172L23 173V170H21ZM203 172V171H202ZM205 172V171H204ZM207 172V171H206ZM206 172L204 173V175L206 174ZM195 173V172H194ZM261 173V172H260ZM4 174H8L7 176L8 177H6V175H4ZM198 174V173H197ZM212 174V173H211ZM213 175V174H212ZM258 175V174H257ZM220 176V177H221ZM198 177H199V175H198ZM201 177H202V175H201ZM200 177V178H201ZM222 177V178H223ZM259 177V176H258ZM11 178V177H10ZM14 178V177H13ZM223 178V179H224ZM263 177H261V180H263L262 179ZM15 179V178H14ZM183 179H184V176H183ZM226 179V178H225ZM257 179V178H256ZM11 180V179H10ZM141 180V179H140ZM193 180V179H192ZM191 180V181H192ZM215 180H216V178H215ZM214 180V181H215ZM220 180V179H219ZM219 180H218V182H219ZM255 180V179H254ZM253 180V181H254ZM6 181V182H5ZM181 181V180H180ZM183 181V180H182ZM181 181V182H182ZM194 181H196V180H194ZM225 181V180H224ZM224 181H220L219 182V185H220V183H222L220 186H225L226 184V186H230V185H228V184H231V183H228L229 181H228V179H226V181H228L227 183L226 182H224ZM238 181V182H237ZM252 181V180H251ZM181 182H180V185H181ZM190 182V181H189ZM217 182V181H216ZM255 183H257L256 181H254ZM262 182V181H261ZM260 182V183H261ZM135 183V182H134ZM184 183H185V181H184ZM183 183V184H184ZM213 183V182H212ZM224 183H226L225 185H224ZM251 183V182H250ZM186 184V183H185ZM241 184V183H240ZM239 184V185H240ZM257 184H259V182L257 183ZM264 184V183H263ZM0 185H2V183L0 182ZM8 185V184H7ZM186 185H188V183L186 184ZM190 185V184H189ZM209 185V184H208ZM211 185L212 184H210L209 185V188L211 187ZM217 185V184H216ZM131 186V185H130ZM171 186V187H170ZM252 186H253V184H252ZM256 186V185H255ZM260 186V185H259ZM181 187H183V185L181 186ZM185 187H187V186H185ZM196 187V186H195ZM198 187V186H197ZM201 187V186H200ZM199 187V189L200 190H202L201 188ZM217 187H219V186H217ZM230 187H232V185L230 186ZM254 187V186H253ZM261 187V186H260ZM1 188V187H0ZM3 188V187H2ZM174 188V187H173ZM184 188V187H183ZM188 188V187H187ZM190 188V189H189ZM187 190L189 191V190H191V188H192V191L195 189V188H193L192 186L191 187H189ZM225 188V187H224ZM166 189V190H165ZM179 189H180V187H179ZM178 189V190H179ZM197 189V192H198V188H196ZM212 189H214V188H212ZM215 189H217V188H215ZM221 189V188H220ZM220 189H218L219 191H220ZM253 189V188H252ZM255 189V188H254ZM172 190V189H171ZM174 190H175V188H174ZM176 190H177V188H176ZM176 190H175V192H176ZM199 190V191H200ZM211 190V189H210ZM245 190V189H244ZM257 190H258V187H257ZM259 190H260V188H259ZM258 190V191H259ZM4 191V190H3ZM187 191V192H188ZM219 191H217V193L219 192ZM249 191H252V190H249ZM185 192V191H184ZM194 192H195V190H194ZM193 192V193H194ZM195 192V194H196V197L199 199V197H200V193H202L203 194V192L202 191H200V192ZM256 192V191H255ZM3 193V192H2ZM168 193V192H167ZM190 193H192L191 191H190ZM215 193V192H214ZM216 193V194H217ZM220 193V192H219ZM218 193V194H219ZM222 193V195H224V193L223 192H221ZM221 193L219 194V195H221ZM247 193H248V191H247ZM251 193V192H250ZM260 193V192H259ZM262 193H264V192H262ZM166 194V193H165ZM183 194H185V195H183ZM182 195L183 196H181V194H179V202H182V203H184V206L186 207V209H188L187 211L188 212H186L185 213V210H182L183 209V206L181 207L182 209H179L180 207L178 206V209L179 210H182V212L180 211H178V213L176 212L177 210L176 209H174L173 207V209H174V211H172V213L176 216V219L177 220H173V215H172V213L170 214V215H172L173 217H171L170 215H169V217L167 218V219H169V218H172L170 221H172V222H174L175 224H176V226H179V224L178 223H180L179 221H182L183 219V221H185L186 219H192L193 218V212L194 211H192L193 209H195L196 208V206L195 207H193V209H192V205L190 206V203L191 204H193L192 202H194V201H199V200H192V199H185V197L184 196H186L187 198H188V194H189V192H188V194H186V192L185 193H183ZM197 194H200L199 195V197H198V195ZM204 194H207V193H204ZM210 194V193H209ZM211 194H213V193H211ZM210 194V195H211ZM215 194V195H216ZM217 194V195H218ZM261 194V193H260ZM167 195V194H166ZM169 195V194H168ZM167 195V196H168ZM172 195V194H171ZM194 195V194H193ZM210 195H208L209 197H210ZM214 195V196H215ZM219 195H218V197H216V198H219ZM226 195V194H225ZM230 195V194H229ZM258 195V194H257ZM175 196V195H174ZM178 196V195H177ZM177 196H175V197H177ZM202 196V199H203V195H201ZM205 196H207V195H205ZM204 196V197H205ZM251 196H252V194H250V198H251ZM123 197V196H122ZM190 197H192L193 199H194V197H195V195H194V197L192 196V194H191V196ZM189 197V198H190ZM196 197H195V199H196ZM212 197H213V195H212ZM212 197L211 198H209V200H212ZM222 197V196H221ZM223 197H225V196H223ZM223 197H222V199H223ZM254 197H255V195H254ZM259 197L261 198H263V195L262 196H260L259 195ZM257 198V200L258 199H260V198ZM214 198V197H213ZM226 199H227V197H225ZM224 198V202H222L223 204L225 203V201H226V199ZM176 199V198H175ZM201 199V201H203ZM208 199V198H207ZM206 199V200H207ZM221 199V198H220ZM244 199H246V198H244ZM248 199V198H247ZM256 199V198H255ZM255 199H252V200H250V201H253V200H255ZM177 200V199H176ZM176 200L174 201L175 203H176ZM180 200H182V201H180ZM192 200V201H191ZM206 200H205V202H206ZM209 200H207V202L209 201ZM217 201L219 200V199H216ZM264 200V199H263ZM214 199H213V203H214ZM216 201V202H217ZM227 201H228V199H227ZM226 201V202H227ZM242 201H243V199H242ZM241 200H238V202H236L237 204H235V207L233 206V210H237V208H239L240 209V211H242L241 210V208L243 209V207H244V205H245V207H244V209L243 210H245L248 206H247V204H244L243 202H242ZM248 201V200H247ZM259 201V200H258ZM173 202V203H174ZM177 202H178V200H177ZM179 202L177 203V205L179 204ZM200 202V201H199ZM198 202V203H199ZM212 202V201H211ZM210 202V204H212ZM215 202V203H216ZM240 202H242L243 204L239 207V206H237ZM245 202V201H244ZM249 202V201H248ZM255 202V201H254ZM262 202V201H261ZM91 203V202H90ZM197 203V204H198ZM201 203V202H200ZM200 203H199V205H200ZM218 203V202H217ZM217 203H216V205L215 206H217ZM233 203V202H232ZM250 204H252V202H249ZM256 203V202H255ZM117 204V205H118ZM172 204V203H171ZM202 205H203V203H201ZM226 204V203H225ZM241 204V203H240ZM250 204H248L249 205V207L248 208H250L251 206H250ZM162 205H164V204H162ZM169 205V204H168ZM176 205V206H177ZM181 205V204H180ZM183 205V204H182ZM195 205V204H194ZM201 205V206H202ZM205 205H206V203H205ZM220 205H221V203H220ZM227 205V204H226ZM252 205H254V207H255V205L256 204H252ZM174 207H176L175 206V204L173 205ZM207 206V205H206ZM224 206V205H223ZM247 206V207H246ZM256 206H259V205H256ZM118 207V206H117ZM167 207V206H166ZM185 207H184V209H185ZM208 207V206H207ZM221 207V206H220ZM219 206L216 208V210H217V213H219V214H221V215H219V214H217L218 215V218L216 219V217H214L215 218V220L214 221H217V222H219L220 221V223H221V226H222V223L223 222H221V220H222V218H223V220H225V216L227 215V213L228 214H230L229 213V211L230 210H232V209H230L229 211H227L228 210V208L227 209H225L226 207H224L223 209H222V207H221V211L219 212V208H220ZM163 208V207H162ZM168 208V207H167ZM199 208V207H198ZM210 208H211V205H210ZM214 207L212 206V209H213ZM252 208H253V206H252ZM152 209V208H151ZM158 209H160V208H158ZM157 209V210H158ZM204 209V208H203ZM211 209V210H212ZM148 210V211H147ZM161 210V209H160ZM165 211H166V209H164ZM196 210V209H195ZM199 211H200V209H198ZM210 209H208L207 211H209ZM210 210V211H211ZM214 210V209H213ZM248 210H250V209H248ZM155 211H156V209H155ZM154 211V212H155ZM162 211V210H161ZM246 211V210H245ZM245 211H242L241 212V214L242 215H244L243 213H245ZM197 212V211H196ZM214 211H212V213H213ZM234 212V211H233ZM236 212H238V211H236ZM247 212V211H246ZM249 212H252L251 214H250V221H248L247 219V222L249 223L250 222V224H251V226L249 225V227H247L248 229H245V230H247V232H248V234L247 235H245V234H243V236L245 235L246 236V238H248V239H250V240H252V241H249L250 242V244H256V242H260L261 240H263L264 239V216H262V214L260 213V211H259V209H258V207L257 208H253L251 211H249ZM138 213L139 214H141L142 216H140V215H138ZM156 214H157V212H155ZM163 213V212H162ZM183 213H184V215H183ZM197 213H199V212H197ZM196 213V215H199V214H197ZM231 213H232V211H231ZM240 213V212H239ZM239 213H236L237 215H238V217H240L241 216V214H239ZM136 214L139 216H137V219H138V221H137V219H135L134 217H132L133 215H135L136 216ZM155 214V215H156ZM167 214V213H166ZM186 214V215H185ZM210 214V213H209ZM213 214H215V212L213 213ZM226 214V215H225ZM233 214V213H232ZM236 214H235V216H236ZM247 214V213H246ZM155 215H152V218H153V216H155ZM159 215H161V214H159ZM163 215V214H162ZM145 216V215H144ZM168 216V215H167ZM220 216V217H219ZM224 216V217H223ZM232 216V215H231ZM246 216V215H245ZM244 216V218H248V217H245ZM249 216V215H248ZM156 217V216H155ZM158 217V216H157ZM201 217H204V216H201ZM200 217V218H201ZM211 217V216H210ZM242 217V216H241ZM159 218H161V217H159ZM164 218V220H166V218L165 217H162V219ZM162 219H161V221H162ZM174 219H175V217H174ZM179 219H181V220H179ZM206 220V218H203V220ZM208 219H209V215H208ZM221 219V220H220ZM226 219H227V216H226ZM232 219V218H231ZM236 219V218H235ZM238 219V218H237ZM243 219V218H242ZM241 219V220H242ZM150 220V219H149ZM148 220V221H149ZM151 220H153V219H151ZM193 220V219H192ZM191 220V221H192ZM202 220V219H201ZM210 220V219H209ZM212 220V221H213ZM222 220V221H223ZM232 220H234V218L232 219ZM231 220V221H232ZM238 220H240V218L238 219ZM237 220V221H238ZM158 221H159V219H158ZM187 221V220H186ZM184 222L185 223V225L186 226H188V229H187V227H185V230L187 229L188 231H189V238H190V235L192 236V231H193V228H194V231L196 232V230L199 228V227H197V226H194L193 227V224H192V226H190L191 224H188L189 222ZM195 221V220H194ZM211 220L208 222L207 220L206 221H204V224H203V227L205 228V227H207V224L209 223V224H211L210 222H212ZM231 221H230V223H231ZM235 221V220H234ZM236 221V222H237ZM243 221H244V219H243ZM157 222V221H156ZM160 222V221H159ZM163 222V221H162ZM161 222V223H162ZM165 222H167V221H165ZM203 222V221H202ZM233 222V221H232ZM240 222V221H239ZM139 225H138V224ZM171 223V222H170ZM184 223H180V224H184ZM191 223V222H190ZM192 223H193V221H192ZM234 223V222H233ZM232 223V225H236V224H233ZM244 223H245V221H244ZM157 225H158V223H156ZM155 224V225H156ZM160 224V223H159ZM163 224V226L161 227V229L163 228L165 231H166V238L167 239H169V237H170V240H171V237L173 236V234L172 233H170V232H172L173 230H171L173 227H175L174 225L175 224H173V223H171L172 225L170 226L169 224H167V223H162ZM161 224V225H162ZM208 224V225H209ZM215 224H217V223H215ZM229 224V223H228ZM147 225V224H146ZM146 225H144V226H146ZM154 225V226H155ZM212 225V224H211ZM210 225V226H211ZM218 225H219V223H218ZM238 225V224H237ZM244 225V224H243ZM143 226V227H144ZM160 225H158L157 227H159ZM182 226H184V225H182ZM215 226V225H214ZM228 226V225H227ZM231 226V225H230ZM240 226V225H239ZM109 227V228H110ZM136 227H139L140 229H138V228H136ZM201 227V226H200ZM213 227V226H212ZM232 227V226H231ZM241 228H244V226L242 227V224H241V226H240ZM146 228V227H145ZM234 228V227H233ZM237 228V227H236ZM156 229V228H155ZM160 229V228H159ZM158 228H157V230L156 231H158L159 230ZM160 229V230H161ZM183 229V228H182ZM207 229V228H206ZM205 229V230H206ZM175 230V229H174ZM215 231H216V229H214ZM227 230V229H226ZM237 231L239 230V233H240V231L242 232V231H244V229L243 230H241V229H236ZM236 230H234V232L236 231ZM140 231H143V228H142V230H140ZM155 231V232H156ZM209 231H211V230H209ZM233 231V230H232ZM144 232V231H143ZM146 232V231H145ZM183 232V231H182ZM185 232V231H184ZM203 232V231H202ZM207 232V231H206ZM212 232V231H211ZM214 232V231H213ZM212 232V233H213ZM227 232V231H226ZM131 233V234H130ZM173 233H174V231H173ZM176 233V232H175ZM174 233V234H175ZM191 233V234H190ZM217 233H218V231H217ZM246 233V232H245ZM114 234V233H113ZM130 234V235H129ZM137 234H138V232H137ZM139 234H141L140 232H139ZM154 234H156V233H154ZM169 234H170V236H169ZM172 234V235H171ZM179 234V233H178ZM187 234V233H186ZM196 234V233H195ZM202 234V233H201ZM222 234V233H221ZM116 235V234H115ZM124 235V236H125ZM148 235V234H147ZM152 235V234H151ZM165 235H162V238H165V237H163V236H165ZM181 236H178L177 235V233H176V235H174V236H177V239H176V237H172L173 239L175 238V240H173V241H176V244H175V248L177 249L176 251H177V253L178 254H182L181 255V257L179 256V260H180V258H183L182 256L184 255L183 254V252L185 253V248L183 247V241L185 240L184 239V237H183V234L181 233L180 234ZM188 235V234H187ZM230 235V234H229ZM233 235V234H232ZM236 234H234V236H235ZM117 236V235H116ZM167 236H169V237H167ZM216 236V235H215ZM227 236V235H226ZM113 237V236H112ZM149 237H152V236H149ZM144 238V237H143ZM162 238H160L159 237V240H157V241H155V242H157V243H155L156 245H158L159 246V243L161 242L160 241V239H162ZM165 238V239H166ZM235 239H236V236L234 237ZM118 239H120V237L118 236ZM117 239V237L115 238L114 237V243H112V244H115L116 245V242H118V244L120 245H118L119 247H120V249H119V247L117 246H115L116 248H118L119 250H121V253H123V250L124 251H126L127 249L126 248H128V247H126V245H123V243L124 244H128V246H129V243H128V241H127V243L126 242H124L123 241V243H122V240H118ZM122 239V238H121ZM166 239V240H167ZM195 239V238H194ZM218 239V238H217ZM239 239V238H238ZM244 239V238H243ZM247 239V240H248ZM117 240V241H116ZM123 240H124V238H123ZM133 240V239H132ZM143 240H146V239H143ZM142 240V241H143ZM155 240V239H154ZM154 240H152V243H154L153 241ZM188 240V239H187ZM112 241V240H111ZM164 241L165 240H163L162 239V242L164 243ZM173 241L171 242V247H173L174 245V243H173ZM122 243V245H123V247H121L122 245L120 244V243ZM133 242H135V237H134V240H133ZM151 242V241H150ZM150 242H148V245L149 244H151ZM167 242V241H166ZM187 242V241H186ZM189 242V241H188ZM219 242V241H218ZM235 242V241H234ZM246 242V241H245ZM244 242V244L246 245V243ZM262 242V241H261ZM167 243H170V241H168ZM190 243V242H189ZM189 243H186L188 246H189ZM182 244V245H181ZM249 244V245H250ZM259 244V243H258ZM262 244V243H261ZM146 245V244H145ZM153 245V244H152ZM161 245V244H160ZM162 245H165V244H162ZM173 245V246H172ZM177 245V246H176ZM203 245V244H202ZM201 245V246H202ZM213 245V244H212ZM132 245H131V242H130V248L131 249H133L132 247H131ZM144 246V245H143ZM180 246V247H179ZM187 246V247H188ZM200 245H199V248H197V249H200V247H201ZM244 246V245H243ZM251 246V245H250ZM160 247V246H159ZM162 247V246H161ZM171 247H169V248H171ZM186 247V246H185ZM190 247V246H189ZM192 247H194V246H192ZM196 247V246H195ZM197 247H198V245H197ZM203 247V246H202ZM246 246H244V248H245ZM122 248V249H121ZM125 248V249H124ZM129 248V249H130ZM146 248H147V246H146ZM152 248V247H151ZM154 248V247H153ZM168 248V249H169ZM204 249H205V247H203ZM203 248H202V250H203ZM243 248V247H242ZM259 248H260V246H259ZM115 249V248H114ZM167 249V248H166ZM246 249V248H245ZM256 249L258 250V245H257V247H256ZM173 250V249H172ZM171 249H170V252L172 251ZM175 250V249H174ZM201 250V249H200ZM244 250V249H243ZM242 249H241V251H243ZM167 251H169V250H167ZM236 251V250H235ZM260 251V250H259ZM118 252H120V251H118ZM126 252H129V253H127V254H125ZM124 254H125V256H126V258H127V256H129L128 258H130V254H132V252L130 251V250H127ZM159 252V251H158ZM163 252V251H162ZM165 252V251H164ZM163 252V253H164ZM169 252V253H170ZM174 252V251H173ZM193 252H195V251H193ZM192 252V253H193ZM197 253L199 252V253H201V255H202V253L204 252V250H203V252H200V251H196ZM258 252V251H257ZM120 253V255H122ZM155 253V252H154ZM154 253H153V255L152 256H154ZM168 253V254H169ZM175 253V252H174ZM190 253V252H189ZM242 253V252H241ZM246 253V252H245ZM152 254V253H151ZM167 254V253H166ZM171 256H173V253L171 252ZM176 254V253H175ZM174 254V255H175ZM178 254H176L175 255V257L178 255ZM225 254V253H224ZM237 254V253H236ZM262 254V253H261ZM196 255V256H195ZM194 256H193V260H191L192 258H191V255H190V258H189V260H191L192 262H193V264H198L199 263V261L198 262H196L197 261V259H200V257H202V256H200V255H197V254H195ZM247 255V254H246ZM262 255H264V254H262ZM145 256V255H144ZM149 256V255H148ZM156 253H155V258H156ZM168 256H170V254L168 255ZM185 256V255H184ZM198 256H200L199 258H198ZM236 256V255H235ZM238 256V255H237ZM258 256H260V255H258ZM150 257V256H149ZM167 257V256H166ZM174 257V258H175ZM178 257V256H177ZM104 258H107V259H109V257L106 255V257H104ZM125 258V257H124ZM137 258H140V256H138ZM152 257H150V259H151ZM173 258V260H175ZM226 258V257H225ZM264 258V257H263ZM106 259V260H107ZM149 259V260H150ZM153 259V258H152ZM170 259H172L171 257H170ZM169 259V260H170ZM237 259V258H236ZM235 259V260H236ZM258 259H260V258H258ZM258 259H256V262L258 261L259 262V260ZM128 260V259H127ZM131 259H129V261H130ZM144 261H145V263H146V258L145 259H143ZM172 260V261H173ZM188 260V259H187ZM204 260V259H203ZM241 260V259H240ZM248 259H246V261H247ZM262 260V259H261ZM105 261V260H104ZM108 261V260H107ZM136 261H138V260H136ZM140 261V260H139ZM138 261V262H139ZM143 261V262H144ZM177 261H178V259H177ZM183 261H184V259H183ZM244 261V260H243ZM249 261V260H248ZM263 261H264V259H263ZM110 262V261H109ZM126 262V261H125ZM132 262V261H131ZM137 262V263H138ZM174 262V261H173ZM202 262V261H201ZM251 262V261H250ZM253 262V261H252ZM256 262H254V264L256 263ZM258 262L256 263V264H258ZM133 263V262H132ZM131 263V264H132ZM151 263V262H150ZM179 263V262H178ZM203 263V262H202ZM107 264V263H106ZM109 264V263H108ZM152 264V263H151ZM169 264V263H168ZM177 264V263H176ZM190 264V263H189ZM201 264V263H200ZM246 264V263H245ZM250 264V263H249ZM261 264V263H260ZM263 264V263H262Z\"/></svg>", "mask_w": 264, "mask_h": 264}, {"label": "clouds", "instance_id": "3", "mask_svg": "<svg viewBox=\"0 0 264 264\" xmlns=\"http://www.w3.org/2000/svg\"><path fill=\"white\" fill-rule=\"evenodd\" d=\"M103 17L104 22L111 28H119L121 26H127L126 25V20L128 19V17H132V18H139L142 15V12L140 10H135V11H131L130 13H128V16H126L124 11H108L107 13H102L101 14ZM163 33L162 32H155L153 34V40L149 42L148 44V48H152L154 47L157 43H160L162 41V37H163ZM33 224H41L40 228L38 229L39 232L43 233L46 225H43L41 222H36L33 221L31 223H29L28 227H32ZM59 226H57L58 228ZM51 231L55 232L56 235L58 236V238H64V237H68V238H74L76 233L74 231H68V232H59L57 231V229H52Z\"/></svg>", "mask_w": 264, "mask_h": 264}]
</instances>
